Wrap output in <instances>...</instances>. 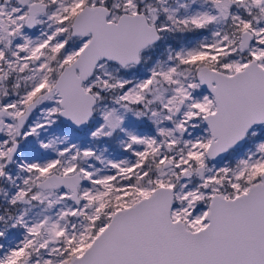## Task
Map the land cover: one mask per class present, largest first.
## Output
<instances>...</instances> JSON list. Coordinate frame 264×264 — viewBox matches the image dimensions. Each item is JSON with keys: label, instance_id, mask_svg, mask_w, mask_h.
<instances>
[{"label": "snow or ice", "instance_id": "1", "mask_svg": "<svg viewBox=\"0 0 264 264\" xmlns=\"http://www.w3.org/2000/svg\"><path fill=\"white\" fill-rule=\"evenodd\" d=\"M0 264H264V0H0Z\"/></svg>", "mask_w": 264, "mask_h": 264}]
</instances>
